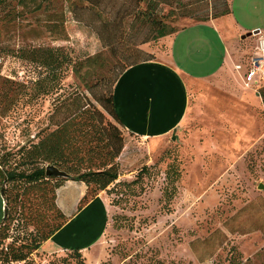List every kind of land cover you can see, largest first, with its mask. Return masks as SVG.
I'll return each mask as SVG.
<instances>
[{
    "label": "rangeland",
    "instance_id": "rangeland-1",
    "mask_svg": "<svg viewBox=\"0 0 264 264\" xmlns=\"http://www.w3.org/2000/svg\"><path fill=\"white\" fill-rule=\"evenodd\" d=\"M228 2L231 13L208 20L180 16L176 4L161 5L160 11L169 15L168 22L177 30L201 23L207 27L199 28V33L205 36L209 32L211 40L213 28L205 22L213 19L230 37L234 61L243 63L244 68H234L232 81L217 78L194 86L187 117L175 132L153 141L128 135L119 158L122 174L109 191L99 192L103 196L98 199L100 208L105 209L102 221L93 220L91 227L84 229L91 232L92 264H264V190L258 187L264 183V144L251 146L263 131V103L255 89L264 86V81L259 87H245L239 73L245 72L257 45V36L243 35L255 26L264 31V0ZM17 3L9 0L0 7L1 171L30 170L32 165H20L24 154L57 127L60 118L55 110L63 98L77 89L85 91L71 68L51 77L39 61L44 48L75 47L76 39L98 46L95 36L77 22H72L70 34L64 38L48 30L44 13L26 9L22 15L14 14L22 10ZM184 36L178 37L177 52L179 44L186 50L181 43L186 42ZM164 45L163 38L143 43L137 56L161 59ZM103 52L112 67L115 58L109 49ZM232 82L247 90L251 105L240 104L232 95ZM242 153L245 157L240 160ZM27 185L8 181L5 186L13 194H21ZM41 192L22 195L18 202L24 201L25 207L19 204L13 208V198L9 203L11 215L0 231V264H79L69 251L39 249L24 261L6 260L5 247L15 240H30L39 227L36 223L18 225V213L37 206L47 215L46 222H53L54 214L46 211L47 205L38 198ZM66 230L70 232L69 227ZM3 233L8 234L5 240Z\"/></svg>",
    "mask_w": 264,
    "mask_h": 264
},
{
    "label": "trees",
    "instance_id": "trees-1",
    "mask_svg": "<svg viewBox=\"0 0 264 264\" xmlns=\"http://www.w3.org/2000/svg\"><path fill=\"white\" fill-rule=\"evenodd\" d=\"M8 1L0 0V7L6 6ZM213 2L215 0H18L17 5L22 10H15L14 14L22 15L26 9L44 13L47 15L48 30L64 38L70 34V25L75 21L79 27L95 36L98 46L92 47L90 43H81L76 39L73 41L75 47H49L43 50L39 61L47 67L51 77L71 68L75 77L84 85L85 91L77 89L63 98L62 104L55 110L60 118L57 127L24 154L25 160L20 165H32L30 170H0V190L6 202L5 218L0 223V231L6 227V221L11 215L9 203L12 198L13 208L19 204L25 207L24 201L19 203L18 200L30 192L37 195L36 192L42 190L38 198L47 205L46 211L54 214L53 222H46L47 215L37 206H31L32 211L23 210L18 213L15 218L18 225L36 223L39 227L30 240L27 238L24 242H10L5 247L6 260H26L71 218L57 203V189L61 182L76 180L86 183L87 191L77 207V211H80L99 192L109 191V186L119 179L122 174L119 158L128 135L133 133L125 129L117 111L115 87L129 67L153 60L137 56L141 52V44L157 41L178 31L168 22L169 15L160 11L161 5L176 4L180 16L198 20L231 13L228 0H223L219 5ZM105 48L115 58L110 68L103 55ZM34 59L37 60V56ZM258 94L264 103V86ZM38 161L53 164L68 175L48 176L47 165ZM16 166L19 167V164ZM8 181H20L28 185L23 193L13 194L5 186ZM2 236L4 240L8 238L7 233ZM69 253L79 264H87L80 248H73ZM66 259L63 258L64 261Z\"/></svg>",
    "mask_w": 264,
    "mask_h": 264
},
{
    "label": "crops",
    "instance_id": "crops-1",
    "mask_svg": "<svg viewBox=\"0 0 264 264\" xmlns=\"http://www.w3.org/2000/svg\"><path fill=\"white\" fill-rule=\"evenodd\" d=\"M212 20L205 24L213 28V40L209 32L205 36L199 33V28L207 27L201 23H195L192 27L184 26L176 33L163 38L166 50L161 51V59L132 65L120 76L115 87V99L117 111L126 130L143 140L164 138L185 121L191 106L192 93L195 92L194 86L217 78L233 80L231 73L236 68L235 65L243 63L234 61L236 55L228 44L230 37L223 27H216ZM256 29L264 33L259 26L249 28L252 31ZM180 35H186L183 37L186 42H181L186 50L183 51L179 44L177 52ZM200 38L204 41H195ZM209 43L214 45L215 52L208 48ZM248 62L249 60L246 66ZM239 73L243 79V74ZM261 81H264V77L260 78ZM229 89L240 104L251 105L247 90H241L235 82L230 84ZM259 98L263 103L261 95ZM230 105L227 104L228 107ZM261 123L263 131L251 146L259 142L264 144V123ZM244 155L243 153L240 155V160L244 159ZM86 191L87 185L83 181L65 180L59 186L57 203L71 218L40 246L39 251L64 253L73 248H80L87 258L86 261L92 264L89 257L93 248L88 243L91 232H85L84 229L90 228L93 220L101 223L105 209L102 211L100 208L101 203L98 199L103 196L99 194L77 211L79 201ZM68 227L70 232H66ZM74 237L84 240L85 243L77 242Z\"/></svg>",
    "mask_w": 264,
    "mask_h": 264
},
{
    "label": "built area",
    "instance_id": "built-area-1",
    "mask_svg": "<svg viewBox=\"0 0 264 264\" xmlns=\"http://www.w3.org/2000/svg\"><path fill=\"white\" fill-rule=\"evenodd\" d=\"M256 35L257 45L255 53L250 57L246 70L243 73L245 87L249 88L257 85L259 87L260 78L264 77V33L258 30ZM235 66L240 71L244 68L242 64H236ZM255 90L259 92L260 89L256 88Z\"/></svg>",
    "mask_w": 264,
    "mask_h": 264
},
{
    "label": "water",
    "instance_id": "water-1",
    "mask_svg": "<svg viewBox=\"0 0 264 264\" xmlns=\"http://www.w3.org/2000/svg\"><path fill=\"white\" fill-rule=\"evenodd\" d=\"M257 32H258V29L254 30V31H250L247 34L243 35V38H246L248 36L256 34ZM175 130H174V132H175ZM46 174L48 176H57V177H66L68 175L66 171L60 169L59 167H57L53 164H49L46 166ZM258 187L260 189L264 190V183L260 182ZM5 211H6V202H5V198L2 194V192L0 190V223L5 218Z\"/></svg>",
    "mask_w": 264,
    "mask_h": 264
}]
</instances>
